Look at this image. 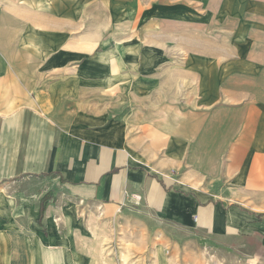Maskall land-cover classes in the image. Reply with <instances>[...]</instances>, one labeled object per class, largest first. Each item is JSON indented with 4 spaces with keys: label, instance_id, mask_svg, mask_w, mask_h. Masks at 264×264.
Listing matches in <instances>:
<instances>
[{
    "label": "crops",
    "instance_id": "crops-1",
    "mask_svg": "<svg viewBox=\"0 0 264 264\" xmlns=\"http://www.w3.org/2000/svg\"><path fill=\"white\" fill-rule=\"evenodd\" d=\"M184 2L0 0V264L145 210L264 264V0Z\"/></svg>",
    "mask_w": 264,
    "mask_h": 264
},
{
    "label": "rangeland",
    "instance_id": "rangeland-1",
    "mask_svg": "<svg viewBox=\"0 0 264 264\" xmlns=\"http://www.w3.org/2000/svg\"><path fill=\"white\" fill-rule=\"evenodd\" d=\"M189 7L182 0L183 16L189 17ZM65 8L68 5H62V10ZM110 22L112 24L113 20ZM182 22L183 27L189 28V19ZM125 24L130 28L132 21L127 20ZM84 218L80 232L93 239L95 247L89 251L91 254L86 248L83 252L97 264H101L102 256L112 258V264H227L229 261L212 243L195 236L192 229L163 221L146 210L120 214L110 220L92 212Z\"/></svg>",
    "mask_w": 264,
    "mask_h": 264
},
{
    "label": "trees",
    "instance_id": "trees-1",
    "mask_svg": "<svg viewBox=\"0 0 264 264\" xmlns=\"http://www.w3.org/2000/svg\"><path fill=\"white\" fill-rule=\"evenodd\" d=\"M48 201H49V197H48V195H46L43 198L42 203H41V210H40V217L41 218H43V216H44L45 210H46L47 205H48Z\"/></svg>",
    "mask_w": 264,
    "mask_h": 264
}]
</instances>
